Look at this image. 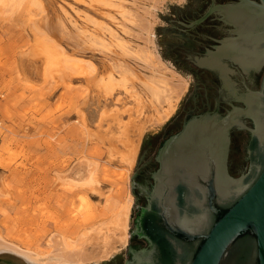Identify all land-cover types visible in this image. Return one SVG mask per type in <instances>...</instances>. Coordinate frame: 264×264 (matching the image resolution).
<instances>
[{"label": "rangeland", "instance_id": "rangeland-1", "mask_svg": "<svg viewBox=\"0 0 264 264\" xmlns=\"http://www.w3.org/2000/svg\"><path fill=\"white\" fill-rule=\"evenodd\" d=\"M125 1L144 5L143 0ZM187 1L159 0L155 4L149 37L150 48L158 56L154 32L156 27L168 26L158 14L174 18L169 12L170 5L184 7ZM101 3L0 0V236L23 249L44 253L53 234L73 238L85 233L95 223L107 220L128 197L124 242H116L107 258L127 244L134 201L130 178L143 136L155 126L138 134L137 127L143 125L151 109L140 107L119 85L112 91L106 88L109 71L106 51L96 50L94 45L91 48L95 39L92 43L90 39L102 35L100 39L110 42L112 30L125 35L120 33L119 26L115 27L119 16L116 14L117 21L113 23L109 19V15H115L114 8L105 4L103 7ZM44 16L52 22L60 20L63 31L53 35L45 30L40 22ZM78 34H84L86 41L81 42L85 39L82 35L78 41ZM133 42V45L142 43L137 39ZM127 141L138 142L136 160L130 166L119 154L125 152ZM86 160L98 166L95 190L64 186L63 178H76L72 173L86 171ZM104 167L111 172L117 169L116 173L123 169L127 174L122 180L105 179ZM80 195L88 197L89 206H82ZM0 256L6 253L0 251Z\"/></svg>", "mask_w": 264, "mask_h": 264}, {"label": "water", "instance_id": "water-1", "mask_svg": "<svg viewBox=\"0 0 264 264\" xmlns=\"http://www.w3.org/2000/svg\"><path fill=\"white\" fill-rule=\"evenodd\" d=\"M169 12L175 17L158 14L168 26L156 27L154 42L163 61L189 82L178 105L202 107L213 102V85L208 76L184 61L185 53L202 52L208 41L196 37L195 43L188 41L185 25L216 24L212 19L220 17L233 26L228 35L208 27L193 30V35L211 33L219 40L198 64L214 69L227 93L236 96L245 107L231 104L222 115L215 111L202 113L189 119L179 133L164 143L159 150L160 165L154 173L147 208L142 210L136 227L143 230L150 224L155 233L170 234L189 247L187 255L178 257L174 264H264V0H188L184 7L170 5ZM228 62L237 64L245 73L262 67L252 81L259 88L246 86L238 96L228 77ZM241 117L251 120L249 130L262 159L253 163L250 174L239 175L237 172L243 166L239 156L241 143L232 145L231 173L227 170V152L231 129L244 126ZM161 126L144 134L136 162L142 153L154 151L161 140ZM151 136H156L152 147L144 151L142 148ZM135 170L136 164L130 178L133 195ZM178 187L182 188V204L178 203ZM136 204L134 195L125 247L93 264H124L128 258L126 250L132 244L129 237L134 229ZM156 261L158 255L152 244L150 250L133 252L125 264H155ZM0 264L35 263L6 253L0 256Z\"/></svg>", "mask_w": 264, "mask_h": 264}, {"label": "bare ground", "instance_id": "bare-ground-1", "mask_svg": "<svg viewBox=\"0 0 264 264\" xmlns=\"http://www.w3.org/2000/svg\"><path fill=\"white\" fill-rule=\"evenodd\" d=\"M100 1L103 7L105 4L106 6L109 5L111 9L114 8L115 15H109V19H113L111 22L114 20L117 21L116 14L119 16L118 22L115 21L119 25L116 24L115 27L117 28V26H119L121 31L119 32L123 33L127 38L112 30L113 34L109 29L112 35L111 37L109 36L110 42L106 43L104 38L100 39L102 35L101 37L98 35L93 36V34L89 32L90 36L94 37L90 39V42L95 39L94 42L92 41L93 44L91 48L94 45V49H100L99 51L101 52L106 51L104 52V56L108 61L109 67V69H107L109 71L107 73L108 82L106 80V88L112 91L119 85L128 95L131 97L133 96L140 107L151 109H148L151 113L147 114L144 118L143 125L145 127H143V125L137 127L138 134H140L143 129L147 127L159 126L168 117L173 111L177 100L185 92L187 80L173 69L169 68V66L167 67L159 58L153 47L152 49L150 48L152 46V41L149 34H151L153 21H151V19L153 18V9L156 7L155 4L158 3L159 0H143V6H138L135 1H131L129 4L126 3L125 0ZM100 1L95 0V2ZM48 18L49 17L44 16L40 21L45 30L52 34L59 32V30L63 31L64 27L61 25L62 23H58L60 20L52 22L50 20L51 18ZM101 23L102 22H97V25H101ZM97 25H95V27ZM73 27H75V25H73ZM62 31H60V33H62ZM79 35L80 34L77 36L78 41H81V35L82 39L85 38L81 42H84V40L86 41V37H83L84 34ZM90 36L88 37L90 38ZM68 37L69 36L66 38ZM134 39L140 40L142 43L133 45ZM74 42L77 46V42ZM91 43H89V46ZM80 45L79 48L82 47H80ZM83 47L85 46L83 45ZM137 69L140 72H137ZM139 113H142V111L139 110ZM123 143L125 144V142ZM125 149L124 153L119 154L121 155V160L130 166L135 158L138 142L127 141ZM85 162L86 171H77L76 174L74 173L76 178H63L64 180L62 179V182L65 183L63 184L64 186L68 185L74 188L91 191L95 190V186L98 182V166L92 160H86ZM110 170L107 167L103 168V178L108 179L113 177V180H122L125 177L126 170L122 169V171L120 170L118 173H116L117 169H115L116 171L112 170V172ZM80 200L83 207L90 205V200L86 195H80ZM129 200L130 198L127 197L119 208L111 213L107 220H102L99 223L97 222L98 224L95 223L96 225H92L85 233H81L73 238H65L62 236L63 234H53L49 236L46 243L48 249L44 253L23 249L14 243L5 241L1 236L0 251L11 254L14 258L35 264H87L100 261L111 255L115 249L114 244L116 242H124L130 207Z\"/></svg>", "mask_w": 264, "mask_h": 264}, {"label": "flooded vegetation", "instance_id": "flooded-vegetation-1", "mask_svg": "<svg viewBox=\"0 0 264 264\" xmlns=\"http://www.w3.org/2000/svg\"><path fill=\"white\" fill-rule=\"evenodd\" d=\"M212 20L213 22L215 21L216 24L214 23L205 24V22L204 23L202 22L201 24L193 25V26L185 25L186 28L185 35L188 41L190 42L193 41L195 43L196 39L194 37H196L198 38V40L200 39V40L208 41V44L205 47H203L202 52L194 51L192 53L190 52L185 53L184 61L190 63L194 67V69L198 71V73L205 74L208 76V79L211 81L213 85V91H214L213 102L211 104H207L202 107L195 104L192 105L182 104L176 106L179 99L181 98L180 97L177 100L176 105L173 108V111L161 123L162 126L159 129L160 130L159 133L161 134V138H160L161 140L156 145L154 151L151 154H146L144 152V154L142 153L138 158V161L136 162V170L134 172L135 179L132 180V189L134 195L137 198V204L135 206L136 213L134 219V229L131 231L129 237L130 241H132V244L128 246V249L126 250L128 257L126 260H130L133 252L135 251L150 250L152 248V244L155 245L156 253L158 255V261H156L155 264H165V260L167 258L170 259L167 262V264H174V262H176L178 257L187 255L190 248L182 244V242L178 241L177 239L173 238L172 235L165 233H160V234L155 233L153 231L154 227L151 228L150 224L145 225V228H143V230L140 227L139 228L136 227V223L141 216L142 210L147 208L148 196L155 182L154 173L158 170L160 165L159 150L168 139H170L172 136L179 133L183 129L185 123L189 119L193 117H197L202 113L208 111L209 112L215 111L222 115L228 109L231 108V104H234L239 107H245V105L242 104V102L238 101L235 98L236 96H231L230 94L227 93L225 88L222 86L221 79L218 73L214 69L210 70L209 68L198 64V62L205 56L204 54L206 53V51L213 50V47L215 45H218L219 40H216L211 33L193 35L194 32L193 30L198 27L199 28L208 27L215 32L216 30L222 31L225 32V35H228L229 29L233 28L232 25L224 23L220 19V17H218L217 20L215 19ZM228 65H229L228 77L230 78L231 84L234 87V90L236 91L238 96H241V94L245 91L246 86L249 87L250 89H255L257 87L259 88V85L258 86L253 85L252 81L255 80L257 76L260 74L262 67L258 70L251 69L250 73H245L235 63L231 64L230 62H228ZM260 79L259 81H257L259 82L258 84H260ZM187 87H188V80H187ZM241 118L244 123V126L240 128L233 127L231 129L229 133V146L227 152V170L229 173H231L230 163H231L232 145L234 144V142L241 143L242 151L239 152V156L241 162L243 163V166L237 172V174L239 175H241L242 173L250 174L252 172V170H250V167L253 165V163L256 162L259 163L262 159V153L260 152L257 146V141L251 135L249 130V128L252 126L251 120L247 117H241ZM150 138H151L150 141L147 142V146L144 145V147L142 148L144 149V151L148 149L150 150L153 143L152 141H154L156 136L155 137L151 136ZM177 191H178V197H177L178 203L182 204L183 202L181 195L182 188L178 187ZM151 208H153L154 210V206H152ZM134 242L136 243L134 244ZM126 260L124 261V264Z\"/></svg>", "mask_w": 264, "mask_h": 264}, {"label": "built area", "instance_id": "built-area-1", "mask_svg": "<svg viewBox=\"0 0 264 264\" xmlns=\"http://www.w3.org/2000/svg\"><path fill=\"white\" fill-rule=\"evenodd\" d=\"M0 127H1V122H0Z\"/></svg>", "mask_w": 264, "mask_h": 264}, {"label": "crops", "instance_id": "crops-1", "mask_svg": "<svg viewBox=\"0 0 264 264\" xmlns=\"http://www.w3.org/2000/svg\"><path fill=\"white\" fill-rule=\"evenodd\" d=\"M72 174H74V173H72ZM70 178H72V177H70Z\"/></svg>", "mask_w": 264, "mask_h": 264}]
</instances>
